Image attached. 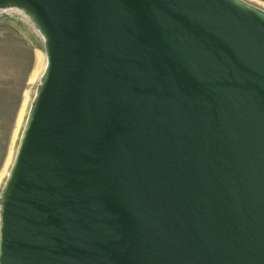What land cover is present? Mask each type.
<instances>
[{
    "label": "water",
    "instance_id": "water-1",
    "mask_svg": "<svg viewBox=\"0 0 264 264\" xmlns=\"http://www.w3.org/2000/svg\"><path fill=\"white\" fill-rule=\"evenodd\" d=\"M10 6L46 61L0 190V264H264V8Z\"/></svg>",
    "mask_w": 264,
    "mask_h": 264
},
{
    "label": "rangeland",
    "instance_id": "rangeland-1",
    "mask_svg": "<svg viewBox=\"0 0 264 264\" xmlns=\"http://www.w3.org/2000/svg\"><path fill=\"white\" fill-rule=\"evenodd\" d=\"M246 1L264 8V0ZM27 17L23 12L0 11V190L46 61L42 36Z\"/></svg>",
    "mask_w": 264,
    "mask_h": 264
},
{
    "label": "bare ground",
    "instance_id": "bare-ground-1",
    "mask_svg": "<svg viewBox=\"0 0 264 264\" xmlns=\"http://www.w3.org/2000/svg\"><path fill=\"white\" fill-rule=\"evenodd\" d=\"M3 10H8V11H17V12H19L20 14H22V10L20 9V8H17V7H13V6H10V7H5V8H3ZM3 10H1V11H3ZM25 14V13H24ZM26 17V16H25ZM28 18V17H27ZM29 19V18H28ZM32 23V22H31ZM32 26L34 27V29L36 30V32H38V34H40L41 36H42V34L39 32V30L34 26V24L32 23ZM36 74H38L37 72H36ZM35 78V77H34ZM33 78V79H34ZM34 81V80H33ZM21 122V121H20Z\"/></svg>",
    "mask_w": 264,
    "mask_h": 264
},
{
    "label": "trees",
    "instance_id": "trees-1",
    "mask_svg": "<svg viewBox=\"0 0 264 264\" xmlns=\"http://www.w3.org/2000/svg\"><path fill=\"white\" fill-rule=\"evenodd\" d=\"M13 115H14V113L12 114V120H13ZM11 124V123H10ZM10 129H11V126H9L8 128H7V130H6V134H8V132H10ZM3 141V140H2ZM4 142V146H3V152H2V154H4V152H5V150H6V144H7V136H6V139H5V141H3ZM3 156V155H2ZM1 156V157H2ZM0 164H1V158H0Z\"/></svg>",
    "mask_w": 264,
    "mask_h": 264
}]
</instances>
